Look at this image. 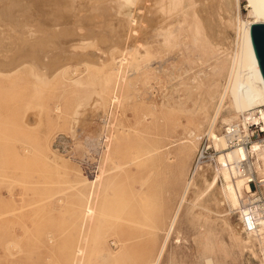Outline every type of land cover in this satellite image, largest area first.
I'll list each match as a JSON object with an SVG mask.
<instances>
[{"label":"rangeland","instance_id":"rangeland-1","mask_svg":"<svg viewBox=\"0 0 264 264\" xmlns=\"http://www.w3.org/2000/svg\"><path fill=\"white\" fill-rule=\"evenodd\" d=\"M28 1L0 0V61L29 64L15 74L0 68V264H261L252 237L257 258L230 236L227 224L249 238L238 216L215 206L216 167L201 166L205 179L194 170L202 146L240 112L225 83L236 54L246 56L247 0H237L239 18L236 0H209L213 7L200 13L206 39L177 32L179 44L187 35L181 47L145 55L134 48L133 1ZM113 91L123 95L120 107L109 102ZM110 132L113 140L104 141ZM107 147L114 152L106 162ZM101 170L95 217L83 231L85 197Z\"/></svg>","mask_w":264,"mask_h":264},{"label":"bare ground","instance_id":"bare-ground-1","mask_svg":"<svg viewBox=\"0 0 264 264\" xmlns=\"http://www.w3.org/2000/svg\"><path fill=\"white\" fill-rule=\"evenodd\" d=\"M20 1V0H19ZM27 1V0H26ZM30 1V0H29ZM28 1V2H29ZM34 1V0H33ZM33 1L31 3H33ZM37 1V0H36ZM35 1V2H36ZM40 1V0H39ZM45 1V0H44ZM43 1V2H44ZM60 2V0H57ZM63 1V0H62ZM70 0H67L68 4L72 1ZM87 2L86 5H89L90 7L92 6V0L90 2V0H84L82 1L83 3L84 2ZM94 1V0H93ZM106 1V0H105ZM115 1H118V0H115ZM127 1V2H135L137 4V14L139 13V18H135V19H132L131 22L134 23V20L135 21H139L140 24H138L137 27H135V30H134V33H135V41L137 42V46L134 47L139 54H144L148 49H154V48H157L159 45H162L163 46H168V45H174V44H177L178 46V35L181 33H185L186 34H190V32L192 33V36L195 37L192 41L194 42H197L199 37H204L205 36L203 35V27L201 25V20H200V13L203 11V10H206L207 8L208 9H211L213 6L211 3H209V0H124V2ZM211 1V0H210ZM27 2V3H28ZM41 2V1H40ZM38 2V3H40ZM64 2V1H63ZM62 2V3H63ZM81 2V4H82ZM94 2H101V0L99 1H94ZM112 2V1H110ZM214 2H216L214 0ZM237 3H234V6L236 5V14L239 18V11H238V2L237 0L234 1ZM248 2V8H249V11H248V16L251 18V21H249L248 23L246 22V24L243 25V33H244V42H243V50H245L246 52V56H244L243 54H239L237 55L236 54V60L234 62V65L232 67V69L230 70L231 73H229L230 76H228V80L226 81V93L229 91V89L231 88V90L233 92L236 93L237 95V100H238V103H237V106L236 108L240 111L239 113H235L232 115V117H230V121L228 122V124H231L233 123L235 120H237L241 115H244L245 112L247 111H259L260 113V121L262 123V126L264 128V85L259 77V67H258V64L253 60L252 58V55H251V50H250V45H249V31H250V26L253 25V24H264V21H260L259 18L257 17L256 13L254 12L252 6H251V3L249 0H247ZM30 3V4H31ZM70 3V5H71ZM97 3V4H98ZM104 3V2H103ZM106 3V2H105ZM26 4V3H25ZM49 4V3H48ZM57 4V3H56ZM65 4L67 5V3L65 2ZM85 4V3H84ZM114 4V2H113ZM116 4V3H115ZM232 4V2H231ZM34 5V3H33ZM41 5V4H40ZM47 5V4H46ZM83 5V4H82ZM84 5V6H86ZM100 5V4H99ZM98 5V6H99ZM214 5V3H213ZM216 5V4H215ZM220 5V3H219ZM229 5H230V2H229ZM51 6V5H50ZM57 6V5H55ZM88 6V7H89ZM96 6V8L98 7ZM103 6V5H102ZM32 7V5H31ZM35 7V6H33ZM73 7V6H71ZM87 7V8H88ZM21 8V7H20ZM29 8V7H28ZM53 8V7H52ZM62 8V6L60 7ZM79 8V7H78ZM82 8V7H81ZM93 8H95L94 6V3H93ZM104 8V7H103ZM218 8V7H217ZM1 9V8H0ZM26 9V8H25ZM32 9V8H31ZM34 9V8H33ZM37 9V8H36ZM64 9V8H63ZM66 11L68 10L67 8H65ZM91 9V8H89ZM88 9V10H89ZM3 10V9H2ZM6 10V9H5ZM62 10V9H61ZM60 10V11H61ZM92 10V9H91ZM97 10V9H96ZM23 11V10H21ZM26 11V10H25ZM45 11V10H44ZM70 11V10H68ZM81 11V10H80ZM90 11V10H89ZM95 11V10H94ZM2 12V11H1ZM9 12V11H8ZM42 14L43 11H41ZM7 13V12H6ZM27 13V12H26ZM36 13V12H35ZM65 13V12H64ZM64 13H62L64 15ZM42 14L40 13L39 15L42 16ZM47 14V12L45 13V15ZM234 14V13H233ZM1 15V14H0ZM4 15H5V11H4ZM7 15V14H6ZM11 14H9L8 17H12L10 16ZM38 15V16H39ZM66 15V14H65ZM65 15L63 17H65ZM217 15V14H216ZM27 16V15H26ZM47 16V15H46ZM67 16V15H66ZM69 16V15H68ZM73 16V15H72ZM234 16V15H233ZM7 17V16H5ZM35 17V16H34ZM45 17V16H44ZM75 17V16H74ZM78 17H80V15H78ZM82 17V15H81ZM80 17V18H81ZM38 18V17H37ZM40 20L42 19L41 17H39ZM62 18V17H61ZM90 18V17H89ZM132 18V17H131ZM216 18V17H215ZM10 19V18H9ZM27 19V18H26ZM57 19V18H56ZM63 19V18H62ZM61 19V20H62ZM71 19H74L73 17ZM77 19V18H76ZM218 19V18H217ZM5 20V19H4ZM7 20V19H6ZM13 20V19H12ZM45 20L44 18L42 19V21ZM51 20V19H50ZM8 21V20H7ZM13 21H16V20H13ZM55 21V20H54ZM10 23V22H9ZM41 23V22H40ZM45 23V22H44ZM245 23V22H244ZM2 24V23H1ZM20 24V23H19ZM18 24V25H19ZM35 24V23H34ZM42 24V23H41ZM51 24V23H50ZM54 25V23H52ZM60 24V23H59ZM236 24V23H235ZM14 25V24H13ZM64 25V24H63ZM61 26L62 28L64 26ZM131 25H134V24H131ZM140 25V26H139ZM216 25V24H215ZM21 26V25H20ZM19 26V27H20ZM28 26V25H27ZM45 26V25H44ZM48 26V25H47ZM56 26V25H55ZM58 26V25H57ZM66 26V25H65ZM213 26V25H212ZM10 27V26H8ZM132 26L129 25L128 28H130ZM1 28V27H0ZM55 28V27H54ZM60 28V27H59ZM12 29V28H11ZM30 29V28H29ZM28 29V30H29ZM32 29V27H31ZM30 29V30H31ZM35 29V28H34ZM53 29V28H52ZM56 29V28H55ZM22 30V29H21ZM25 30V29H24ZM27 30V29H26ZM36 30V29H35ZM34 30V31H35ZM39 30V29H38ZM67 29H64V31L62 32H65V34H67L68 32H66ZM2 31V29L0 30V32ZM6 31V30H5ZM40 31V30H39ZM37 31V32H39ZM129 32H132L131 30L128 29ZM48 32V31H47ZM55 32V31H54ZM61 32V33H62ZM177 32H180L178 33L177 35ZM8 33V32H5V34ZM45 33V32H44ZM1 34V33H0ZM4 34V33H3ZM28 34V33H27ZM30 34V33H29ZM28 34V35H29ZM32 34V33H31ZM51 34V33H50ZM49 34V35H50ZM54 34V33H53ZM64 34V33H62ZM186 34L184 35H181L182 37H184ZM27 35V36H28ZM36 35V34H34ZM52 35V34H51ZM191 35V34H190ZM31 37V35H29ZM179 37L180 39V42L182 43L181 39H184L182 37ZM187 36V35H186ZM190 37V36H189ZM12 38V37H11ZM35 38V37H34ZM39 38V37H38ZM131 37H125L124 41L126 43V41L128 39H130ZM7 39V38H6ZM27 39H30V38H27ZM40 39V38H39ZM38 39V40H39ZM57 39V38H56ZM133 39V38H131ZM137 39V40H136ZM32 40V39H30ZM206 41V40H205ZM30 42L31 44V47H33V43L32 41H28ZM34 42V40H33ZM177 42V43H176ZM11 43V42H10ZM131 43V42H129ZM179 44L180 47L182 44ZM41 44V43H40ZM117 44V43H116ZM9 45V44H8ZM48 45V44H47ZM207 47L210 46L209 43H206ZM10 46V45H9ZM41 46V45H40ZM45 46V45H44ZM175 46V45H174ZM172 46V47H174ZM1 47V46H0ZM11 47V46H10ZM37 48V46H35ZM34 47V48H35ZM128 47V45H126V48ZM4 48V47H2ZM1 48V50H2ZM41 48V47H39ZM43 48V47H42ZM164 48V47H163ZM169 48V47H168ZM212 48V47H210ZM209 48V49H210ZM167 49V48H166ZM174 49V48H173ZM170 50V49H168ZM166 50V51H168ZM208 51V49H207ZM162 53V52H161ZM160 55H163L161 54ZM165 53V52H164ZM0 54H1V51H0ZM217 54V53H216ZM145 55V54H144ZM140 56L141 58L143 56L141 55H138ZM234 56V55H233ZM212 58V57H211ZM234 58V57H233ZM232 58V59H233ZM231 59V60H232ZM235 59V58H234ZM233 59V60H234ZM203 60V59H202ZM149 63V62H148ZM199 63V61H198ZM232 63V61L230 62ZM152 64V63H151ZM28 66L29 67V64L27 63H23V64H20L18 63L17 61H14L13 63H3L0 61V68L1 69H10L11 68V72L10 74H15L19 71H21L22 69L25 70V66ZM141 65H144V64H141ZM148 66V64H145L144 67ZM138 67V66H137ZM140 67V66H139ZM138 67L137 70H139L140 68ZM27 68V67H26ZM210 68V67H209ZM7 70V72H9ZM28 70V68L26 69ZM210 70V69H209ZM212 70V69H211ZM215 70V69H214ZM202 72H200L199 74H201ZM205 73V71H204ZM212 73V71H211ZM203 75V74H202ZM207 75V74H206ZM205 75V76H206ZM0 76H2L0 74ZM23 76V75H22ZM21 79V78H20ZM201 79V78H200ZM234 79V81H233ZM254 79V80H253ZM200 81V80H199ZM21 82V81H20ZM233 82V83H232ZM225 90V88H224ZM223 90V91H224ZM110 97H109V102L111 104V106L113 105H117V107H120L121 106V102L123 101V95L120 93V92H116V91H113L112 93L109 94ZM221 95V94H220ZM226 96V95H225ZM221 100V99H220ZM164 103V102H163ZM249 103L250 107L251 108H248V109H245V110H242V105H245ZM162 105V104H161ZM253 105H256L254 107H252ZM169 106V105H168ZM186 107V106H185ZM111 111V110H110ZM109 118V117H108ZM258 118V119H259ZM109 120V119H108ZM213 120V119H212ZM222 120V119H221ZM108 123V122H107ZM227 124V125H228ZM110 125V124H109ZM108 126V125H107ZM113 126V124L111 125ZM111 130L112 128L114 127H111ZM117 129V128H116ZM113 133V132H112ZM112 133L110 132L109 136L106 135L105 137V140L104 141H112L113 140V135ZM195 134V132L193 130H190L188 133H187V136L188 138L190 137H193ZM104 139V138H103ZM187 141V140H186ZM186 141H182V142H186ZM188 142V141H187ZM212 142L215 146V148H217V150H219V154H218V158H217V162L218 164L220 165V167H217L216 166V171L215 173L212 175L211 177V185L214 187V189L218 186V184L220 185L218 187V189L216 190V197H218L219 199H216L218 200V204L217 202L215 204V206H218L219 210L222 208L227 207L229 209V212L232 210V209H236L240 204H241V201H240V196H242V190H243V182L242 180L236 178V179H233L232 177V174H231V171L227 166V164L229 162H231L233 160V157L235 155H241L243 156L244 155V152L243 150H239L237 151L236 153H231V152H225L223 151L225 148H226V143H225V140H224V137L222 135H218V136H214L212 138ZM106 144V143H105ZM111 144V142H110ZM255 148V146H253ZM169 148V147H168ZM106 149V148H105ZM111 148L109 147V150ZM48 150V149H47ZM107 150H108V147H107ZM108 150V151H109ZM188 150V146H184L182 148V151L185 153L186 151ZM50 151V150H49ZM48 151V152H49ZM104 152V151H103ZM114 152V149H112V151L110 150L109 153L106 155V162L108 160H111V153ZM183 153V154H184ZM103 154V153H102ZM264 154V149L262 150V155ZM103 161V160H102ZM110 163V162H109ZM99 170V168H98ZM195 173L198 172L200 178H206L205 177V170L197 165L195 167ZM104 173L105 171L104 170H101L100 172V175H97L95 176L94 178V187L92 190H90V192L86 195L85 197V204L83 206V221L81 223V229L84 231L85 230V227H86V224L87 226L89 227V229L91 228V224L93 223V220H94V217H95V202L98 198V194L101 190V185L103 183V176H104ZM208 173V172H207ZM100 176V177H99ZM194 176V175H193ZM193 180V179H192ZM97 183V187L95 188V183ZM84 183V182H83ZM90 183V181H89ZM81 184V183H80ZM92 185V184H91ZM92 185V186H93ZM190 183L187 182L186 184V189L184 190L182 196H181V199H180V203H179V208L180 206L183 204V202L185 201V196H186V192H187V189L189 187ZM215 191V190H214ZM78 208V207H77ZM177 208V209H179ZM217 208V207H216ZM215 208V209H216ZM218 208L216 210H218ZM211 209V208H210ZM213 209H211L212 211ZM215 210V211H216ZM225 210V209H224ZM214 211V210H213ZM222 211V210H221ZM220 211V212H221ZM209 212V211H208ZM217 213H220L219 211H216ZM215 212V213H216ZM224 212V211H223ZM176 215H177V212L174 213V216L172 217V219L170 220L169 222V225L167 227V230H166V233H165V237L161 243V246L158 250V253H157V257L155 259V262H157L158 258L160 257V255L162 254V251H163V248L165 247V245L168 243V236L170 235L171 231L173 230L174 228V224H175V219H176ZM228 215V214H227ZM219 216V215H218ZM220 216H223V215H220ZM80 219V218H79ZM209 220V219H207ZM226 223V222H225ZM230 232V236L232 238V240L237 243L239 246L242 247V249H246L250 252V254L254 257V258H257V255L256 253L254 252V247H252V239L250 236H248L247 238L248 239H242L240 238V235L238 236V234L236 232H234V230L228 226V224L226 225ZM82 233V232H81ZM229 235V234H228ZM88 236V235H87ZM87 237L86 238H83V241L86 243L87 242ZM81 241V239H80ZM83 242V244H84ZM113 243V242H112ZM79 244V243H78ZM119 245V244H118ZM115 248V245L113 246ZM85 253V248L83 247H80L78 246L75 250V258L77 257V259L79 260V262H83V255ZM111 257V255H110ZM261 264H264V260L260 259ZM259 260V261H260ZM205 264H214L211 259L209 258H206L205 259Z\"/></svg>","mask_w":264,"mask_h":264},{"label":"built area","instance_id":"built-area-1","mask_svg":"<svg viewBox=\"0 0 264 264\" xmlns=\"http://www.w3.org/2000/svg\"><path fill=\"white\" fill-rule=\"evenodd\" d=\"M259 116V111L245 112L233 123L223 127L222 136L226 143L223 151L244 152L243 156L235 155L226 166L233 179L242 180L244 187L240 196L241 204L230 212L238 216L241 233L253 238L260 258L264 260V128ZM211 145L202 146L195 167H220L217 162L220 151L215 148L212 139Z\"/></svg>","mask_w":264,"mask_h":264},{"label":"water","instance_id":"water-1","mask_svg":"<svg viewBox=\"0 0 264 264\" xmlns=\"http://www.w3.org/2000/svg\"><path fill=\"white\" fill-rule=\"evenodd\" d=\"M249 1L259 20L264 21V0ZM249 45L252 58L259 67V77L264 85V24L250 26Z\"/></svg>","mask_w":264,"mask_h":264}]
</instances>
